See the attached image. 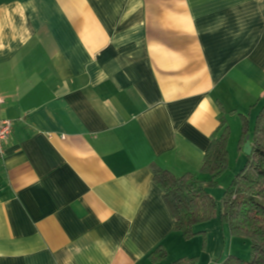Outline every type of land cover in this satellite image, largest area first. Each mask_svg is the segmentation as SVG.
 <instances>
[{
    "label": "crops",
    "instance_id": "1",
    "mask_svg": "<svg viewBox=\"0 0 264 264\" xmlns=\"http://www.w3.org/2000/svg\"><path fill=\"white\" fill-rule=\"evenodd\" d=\"M0 95V264L189 257L153 168L198 173L222 119L251 126L264 0H0Z\"/></svg>",
    "mask_w": 264,
    "mask_h": 264
},
{
    "label": "trees",
    "instance_id": "2",
    "mask_svg": "<svg viewBox=\"0 0 264 264\" xmlns=\"http://www.w3.org/2000/svg\"><path fill=\"white\" fill-rule=\"evenodd\" d=\"M250 135L252 152L246 155L243 168L233 177L221 198L220 218L227 222L230 233L242 237L249 245L250 258L230 255L223 264H264V103L259 110L253 130L246 117L242 119L239 149H243ZM230 126L225 119L211 135V144L204 155L198 173L177 176L169 170L155 166L153 180L162 191V199L170 212L174 229L189 240L203 231L195 227L216 216L217 202L209 188L218 185L219 177L229 166L228 142ZM153 264H196L195 257H180L163 263L166 251L159 246L149 255Z\"/></svg>",
    "mask_w": 264,
    "mask_h": 264
},
{
    "label": "rangeland",
    "instance_id": "3",
    "mask_svg": "<svg viewBox=\"0 0 264 264\" xmlns=\"http://www.w3.org/2000/svg\"><path fill=\"white\" fill-rule=\"evenodd\" d=\"M255 121L256 115L253 116L250 123L251 131L253 130ZM231 132L232 130H230L229 138V140L231 139L230 142H232L231 145L230 142H228L229 166L227 170L219 177L218 185L209 188V191L212 192L211 194L215 197L218 205L216 210L217 219H213L212 221L216 223H213L214 225H212L208 235L203 236L202 234H199L198 237H195L196 239H192L189 243V251L191 254L189 257L197 258L196 264H223L225 259H227L230 255H235L242 259L250 258V249L248 243L242 237L232 236L227 222H225L224 234L220 218V205L223 193L231 183L235 174L238 173L241 168H243L247 160L246 155L244 153H240L238 150L239 145L237 144V141L239 143L241 132H236V134L234 132L232 134ZM200 177L208 178V176L204 174H200Z\"/></svg>",
    "mask_w": 264,
    "mask_h": 264
},
{
    "label": "built area",
    "instance_id": "4",
    "mask_svg": "<svg viewBox=\"0 0 264 264\" xmlns=\"http://www.w3.org/2000/svg\"><path fill=\"white\" fill-rule=\"evenodd\" d=\"M4 102V97L0 95V105ZM13 131V123L9 119H0V158L4 154V146L8 142Z\"/></svg>",
    "mask_w": 264,
    "mask_h": 264
},
{
    "label": "water",
    "instance_id": "5",
    "mask_svg": "<svg viewBox=\"0 0 264 264\" xmlns=\"http://www.w3.org/2000/svg\"><path fill=\"white\" fill-rule=\"evenodd\" d=\"M243 152L246 155H250L252 152V145L250 142V136L249 135L246 136V140H245L244 145H243Z\"/></svg>",
    "mask_w": 264,
    "mask_h": 264
}]
</instances>
